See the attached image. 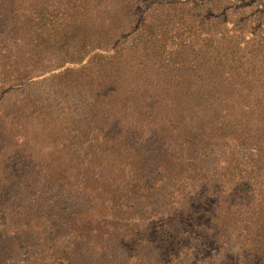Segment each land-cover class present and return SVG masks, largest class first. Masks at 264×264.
Wrapping results in <instances>:
<instances>
[{
    "label": "trees",
    "instance_id": "1",
    "mask_svg": "<svg viewBox=\"0 0 264 264\" xmlns=\"http://www.w3.org/2000/svg\"><path fill=\"white\" fill-rule=\"evenodd\" d=\"M106 1L112 9L109 27L101 24L86 50L50 70L4 63L12 75L3 93L76 67L95 72L107 88V96L98 99L109 98L114 111L112 137L124 129L125 137L143 143L130 146L140 164L123 181L129 185L127 198H135L136 206L150 199L147 191L140 192L142 180L161 187L150 190H167L162 198L171 210L166 216L177 246L192 248L190 264H210L237 250L227 237L236 209L256 208L254 214L264 218V0H96L98 6ZM56 19L35 13L36 37L60 40L64 32ZM144 86L161 88L135 91ZM4 180L11 183L10 177ZM6 187L11 194L13 188ZM69 188L61 185L55 194H72ZM43 198L40 203L49 206ZM134 206H126L133 215ZM71 209L70 204L60 208ZM51 239L42 247L60 250ZM15 241L0 238V264L11 260ZM69 249L58 251L57 264L72 259L85 264L75 247ZM33 255L37 264H48L39 251ZM226 258L223 264H237Z\"/></svg>",
    "mask_w": 264,
    "mask_h": 264
},
{
    "label": "rangeland",
    "instance_id": "2",
    "mask_svg": "<svg viewBox=\"0 0 264 264\" xmlns=\"http://www.w3.org/2000/svg\"><path fill=\"white\" fill-rule=\"evenodd\" d=\"M37 12L58 18L64 32L60 40L45 42L36 37L32 18ZM111 14L107 1L98 6L96 0H0V238L16 239L6 264H37L33 253L38 251L41 260L57 264L58 251L66 245L69 251L75 247L77 258L85 264L191 262L192 248L180 249L168 228L166 215L171 210L162 198L167 190H150L161 187L142 180L140 192L147 191L150 199L136 206L135 198H127L129 185L123 181L140 164L130 146L143 143L125 137L124 129L121 136L112 137L114 111L109 98L98 99L107 96V88L95 72L76 67L3 93L5 80L12 75L4 63H23L29 68L38 64L37 68L42 67L38 71L54 69L86 50L98 27H109ZM32 75L39 73L32 71ZM4 177H10L11 183ZM34 179H38L35 184ZM75 183L74 188L68 187ZM61 185L73 193L55 194ZM4 186L13 192L8 194ZM42 197L49 206L40 203ZM67 204L72 206L71 213L60 210ZM129 205L137 207V216L126 209ZM255 209L233 212L236 221L227 237L237 250L224 254L234 257L237 264H264V218L256 216ZM164 236L168 251L163 247ZM52 237L60 250L42 247L44 239ZM260 248L263 253L255 251ZM226 257L221 253L210 264L229 262ZM77 262L71 260V264Z\"/></svg>",
    "mask_w": 264,
    "mask_h": 264
}]
</instances>
